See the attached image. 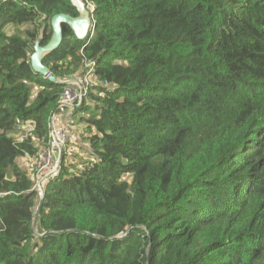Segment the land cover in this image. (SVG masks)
Segmentation results:
<instances>
[{
	"label": "trees",
	"instance_id": "obj_1",
	"mask_svg": "<svg viewBox=\"0 0 264 264\" xmlns=\"http://www.w3.org/2000/svg\"><path fill=\"white\" fill-rule=\"evenodd\" d=\"M84 1L93 28L62 25L52 81L33 45L76 9L0 0V264H264V0ZM85 59L86 160L63 153L41 198L19 160Z\"/></svg>",
	"mask_w": 264,
	"mask_h": 264
},
{
	"label": "built area",
	"instance_id": "obj_2",
	"mask_svg": "<svg viewBox=\"0 0 264 264\" xmlns=\"http://www.w3.org/2000/svg\"><path fill=\"white\" fill-rule=\"evenodd\" d=\"M86 8L89 10L91 15V25L89 29V31H91L93 28V5L90 2H86ZM94 67V61L85 59L82 63V68L79 72L61 80V82L64 84V89L61 92L57 102V112H63L65 114V124H57V112L52 113L48 122L49 140L47 145L44 147L45 150L40 151V153H38L34 158H32L31 162L27 164L29 168L34 169L36 171L35 174L37 179H35L34 188L37 189L40 197L41 188H43L44 183L50 177L55 176L60 168V155L65 153L66 155H68V158H72L74 156L73 154L70 155L68 153L67 146L70 145L67 143L68 137H70V134L68 135L67 132L69 129L68 124L71 123V116H73L75 110L83 104L85 99L88 98L89 88L93 85L92 73ZM20 127L23 130H27L31 126L29 123H24ZM54 155H57V160H55V158L53 157ZM38 157L41 158L39 160L42 161V164H44V162H47L46 166L43 165V168L40 171H38L37 167L35 169L34 165V160ZM36 161H38V159ZM51 163L54 164L52 165Z\"/></svg>",
	"mask_w": 264,
	"mask_h": 264
},
{
	"label": "water",
	"instance_id": "obj_3",
	"mask_svg": "<svg viewBox=\"0 0 264 264\" xmlns=\"http://www.w3.org/2000/svg\"><path fill=\"white\" fill-rule=\"evenodd\" d=\"M71 5L76 9L77 15L71 16L65 13H58L52 16L50 19V25L52 34L50 39L45 45H41L40 41L42 35L40 34L36 38L33 45V52L30 55V64L34 72L41 74L44 77H48L50 80L56 79L50 75L49 69L43 64V58L58 48L63 40L62 25H66L70 32L76 39L83 40L88 35L91 25V15L86 8V2L84 0H70ZM62 160V154L59 157V163ZM44 189L41 188V198H43ZM41 203L38 204L37 212L40 210Z\"/></svg>",
	"mask_w": 264,
	"mask_h": 264
},
{
	"label": "rangeland",
	"instance_id": "obj_4",
	"mask_svg": "<svg viewBox=\"0 0 264 264\" xmlns=\"http://www.w3.org/2000/svg\"><path fill=\"white\" fill-rule=\"evenodd\" d=\"M23 28H25V27H23ZM76 112V111H75ZM75 114V113H74ZM79 113H77L76 115H73V116H75L74 117V119L77 117V115H78ZM72 116V117H73ZM81 116H83V117H87L88 116V113H84V114H82ZM80 118V117H79ZM79 118H76V120H75V124H73L74 125V127H79L80 129H84V127H85V125H86V122L83 120L82 122L79 120ZM56 122H57V124H61V125H64L65 124V114L63 113V112H57V114H56ZM72 129H73V132H74V128H71V127H69V129H68V135L70 134V137H68V144H70V145H68L67 147H68V153L70 154V155H74L75 157V162L77 161V165H78V167H79V165H80V163L81 162H83V161H85L86 159H85V157H83V156H85L84 154L82 155V153H81V151L78 149V148H76L75 149V147H78L79 145H81V133H72ZM45 147V146H44ZM44 147H41L40 149H39V152L38 153H40V151H44L45 150V148ZM80 147V146H79ZM74 148V149H73ZM42 154V153H41ZM81 155H82V157H81ZM68 156V155H67ZM54 158H55V160H57V155H54L53 156ZM38 159V161H36ZM37 159H35L34 160V165H35V169H36V167L38 168V171H40V170H42V168H43V165H45L46 166V164H47V162H44V164H42V161H40L39 159H41L40 157H38ZM54 160V161H55ZM73 160V159H72ZM82 160V161H81ZM31 162V159H28V161H27V159H20L19 160V164L21 165V164H23L25 167H27V163H30ZM55 163V162H54ZM53 163V164H54ZM52 164V163H51ZM52 164V165H53ZM30 165V164H29ZM35 172L36 171H34V177H35V179H37L36 178V174H35ZM38 173H40V172H38Z\"/></svg>",
	"mask_w": 264,
	"mask_h": 264
},
{
	"label": "crops",
	"instance_id": "obj_5",
	"mask_svg": "<svg viewBox=\"0 0 264 264\" xmlns=\"http://www.w3.org/2000/svg\"><path fill=\"white\" fill-rule=\"evenodd\" d=\"M77 113H79V112H77ZM77 113L75 112V114H77ZM75 114H73V115H75ZM80 115L81 114L79 113L76 118H79ZM74 117L75 116H73V117L71 116V123H69L68 126L71 127V128H74V132H73V129H72V133H81L82 134L83 130L80 129L79 127H74V125H73V124H75V120H76V118L74 119Z\"/></svg>",
	"mask_w": 264,
	"mask_h": 264
}]
</instances>
